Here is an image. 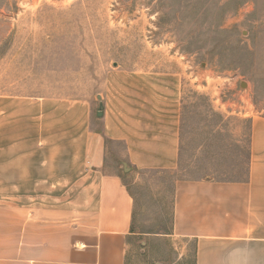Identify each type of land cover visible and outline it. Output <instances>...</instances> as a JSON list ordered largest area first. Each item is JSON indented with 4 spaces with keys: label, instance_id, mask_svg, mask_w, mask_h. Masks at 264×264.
<instances>
[{
    "label": "rangeland",
    "instance_id": "1",
    "mask_svg": "<svg viewBox=\"0 0 264 264\" xmlns=\"http://www.w3.org/2000/svg\"><path fill=\"white\" fill-rule=\"evenodd\" d=\"M147 73L178 83L181 154L174 169L125 170L110 147L106 170L134 199L125 264H194L193 240L171 236L174 183L246 176L249 119L264 115V0H0V92L96 111L109 82Z\"/></svg>",
    "mask_w": 264,
    "mask_h": 264
},
{
    "label": "crops",
    "instance_id": "2",
    "mask_svg": "<svg viewBox=\"0 0 264 264\" xmlns=\"http://www.w3.org/2000/svg\"><path fill=\"white\" fill-rule=\"evenodd\" d=\"M157 74L109 82L101 116L90 99L0 92V264H125L134 199L110 147L130 170L181 154L180 89ZM171 236L193 240L194 264H264V115L244 179L175 181Z\"/></svg>",
    "mask_w": 264,
    "mask_h": 264
},
{
    "label": "water",
    "instance_id": "3",
    "mask_svg": "<svg viewBox=\"0 0 264 264\" xmlns=\"http://www.w3.org/2000/svg\"><path fill=\"white\" fill-rule=\"evenodd\" d=\"M241 85H242V84H241ZM97 98L100 99V95H98ZM102 111H103V105L100 103L99 106H98L97 115H98V116H101ZM123 167H124L125 170L128 169V167H127V165H126L125 162L123 163Z\"/></svg>",
    "mask_w": 264,
    "mask_h": 264
},
{
    "label": "trees",
    "instance_id": "4",
    "mask_svg": "<svg viewBox=\"0 0 264 264\" xmlns=\"http://www.w3.org/2000/svg\"><path fill=\"white\" fill-rule=\"evenodd\" d=\"M128 189V188H127ZM130 192V191H129ZM132 195V194H131Z\"/></svg>",
    "mask_w": 264,
    "mask_h": 264
}]
</instances>
